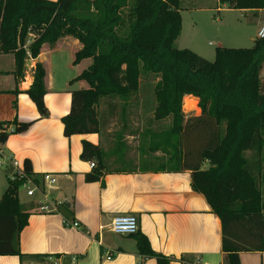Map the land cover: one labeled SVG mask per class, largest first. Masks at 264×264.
<instances>
[{
    "label": "trees",
    "instance_id": "1",
    "mask_svg": "<svg viewBox=\"0 0 264 264\" xmlns=\"http://www.w3.org/2000/svg\"><path fill=\"white\" fill-rule=\"evenodd\" d=\"M181 1L0 0V52L14 54L15 73L21 76L27 59L37 58L46 44L65 36L82 43L74 63L87 58L93 62L71 80H85L89 87L72 92L71 110L62 118L67 137L99 133L119 109L123 134L140 106L136 100L142 78L158 79L153 121H170L162 134L165 152L171 151L165 166L175 162L176 170L192 171L193 189L206 197L222 221L227 264H242V252L264 251V37L251 48L217 47L214 61L180 49ZM219 1L230 9L264 10V0ZM36 68L28 94L41 116L48 117L46 70L42 63ZM187 95L199 99L200 114H185ZM5 124L14 128L0 133V144L11 133L29 130L33 122L0 123ZM81 157L96 161L86 180H100L108 169L102 147L83 140ZM207 161L210 166L204 168ZM24 166L39 182L31 161ZM20 185L9 181L0 200V255L23 258L19 238L32 210L20 201ZM134 235L141 254L156 257L158 264H172L174 258L156 252L145 234Z\"/></svg>",
    "mask_w": 264,
    "mask_h": 264
},
{
    "label": "crops",
    "instance_id": "2",
    "mask_svg": "<svg viewBox=\"0 0 264 264\" xmlns=\"http://www.w3.org/2000/svg\"><path fill=\"white\" fill-rule=\"evenodd\" d=\"M207 7L195 9L206 10ZM217 11L229 12L231 9L221 3ZM237 11L241 14L253 12L260 25L259 31L264 26V20L259 19L264 10ZM194 21L192 18V23L198 25ZM259 31L252 39L254 43ZM181 36L176 46L184 49L182 43L178 45ZM192 43L186 48L204 57ZM82 47L73 36L62 37L52 45L46 44L37 58L27 59L21 76L15 73L14 54L0 52V123L12 125L15 119L33 122L26 132L11 133L0 148L23 164L27 159L31 161L47 197L45 202L53 210L51 213L40 210V201L44 200L41 191L36 192L32 201L22 203L32 210L28 225L19 238L24 257L0 255V264H158L156 257L140 253L136 235L112 231L111 222L118 215L137 216L139 232L148 237L156 252L173 257L172 264H227L222 221L206 197L193 189L192 171L165 166L169 158L164 161L163 157H155L159 150L152 152L153 157H146L141 151L131 157L126 140L140 138L138 127H133L134 124L140 126L139 122L131 120L124 134H111V145L104 137L103 129L94 134L65 136L62 118L71 110L72 92L89 87L85 80L71 83L93 62L87 58L74 63L76 53ZM37 63H42L46 70L48 117L41 116L28 94L35 84ZM263 72L264 66L261 75ZM185 98L197 101L196 114H200L199 99L192 95ZM116 124L121 126L120 122ZM83 140L100 145L106 152L108 169L98 181L86 180V175L94 169L91 162L96 161L82 159ZM126 164L131 166H124ZM209 166L208 161L204 163V168ZM5 173L7 169L0 167V200L8 187ZM47 174L57 178L55 184L44 181ZM48 188L54 195L53 200L49 199ZM66 219L78 221L81 227L67 226ZM240 256L242 264H264V251H244Z\"/></svg>",
    "mask_w": 264,
    "mask_h": 264
},
{
    "label": "rangeland",
    "instance_id": "3",
    "mask_svg": "<svg viewBox=\"0 0 264 264\" xmlns=\"http://www.w3.org/2000/svg\"><path fill=\"white\" fill-rule=\"evenodd\" d=\"M181 3L182 8H184L182 9V11L184 10V29L183 33H181L182 36L180 35L181 42H178V45L180 46V43H182L181 46H185L181 48H186L190 44H193V41L195 44L194 47L199 48V50L203 52L204 57H206L207 60L214 61L216 57V48L219 47L220 44H222L223 47L228 48H251L254 46V42L252 39L257 36L260 25L258 23V19H256L257 16L253 12L241 14L236 9H231V11L229 12L220 13L217 11L218 5H221V3H219V0H182ZM192 6H196L195 8L202 6L204 8L208 6V9L196 11V9ZM212 8L214 9L212 10ZM192 18H194V20L198 22V25L192 23ZM259 19L264 20V12L260 13ZM195 32L197 33L195 34ZM261 78H264V72L261 75ZM157 81L158 79L152 77L142 78L138 100H136V103L139 102L140 106L137 108L138 111H132L133 114L129 116L132 121L140 123V126H137L136 124L133 125L134 128L138 127L137 131L138 133L140 132V138L129 139L126 141L129 142V144L127 145H129L131 157H136L138 151H141L142 154H146V157H153L152 152H155V150H159L157 156L155 157H163L165 161V159H168L170 157L171 151L169 150L165 152V147L162 145V134L170 125V121H153V110L156 105L153 95V87ZM191 100L194 99L184 98L183 102L184 112L188 116L191 114H196L197 112L196 108L198 103L196 100V107H194L193 110H190ZM120 112L121 111L119 109V112L117 113L118 115L113 116V118L111 119L109 118L110 123L108 125V128H106L105 126L104 128H102L104 130L103 135L107 139L108 143L110 142L111 134L117 136L118 133L121 132L122 128H119L120 125L116 124L117 121L120 122L121 126L123 124L121 122L123 119L121 117V114H119ZM148 125H150L151 127L146 128ZM146 129H148L149 132H147ZM107 130H109L110 132H108ZM110 145L107 146L109 149H111ZM154 146H156V148ZM247 154V157L249 156V158H251L253 157L254 152H248ZM262 161L264 172V152ZM168 164L173 166L175 165V162ZM124 166L130 167L131 165L126 164ZM8 174V172L5 173L7 185L9 184ZM49 190L50 189L48 188L47 192L49 199L53 200L54 195H51ZM262 190L264 195V175L262 181ZM19 198L21 203H27L34 199L31 196L27 195V190L22 186L19 188ZM31 204L34 205V202H32Z\"/></svg>",
    "mask_w": 264,
    "mask_h": 264
},
{
    "label": "built area",
    "instance_id": "4",
    "mask_svg": "<svg viewBox=\"0 0 264 264\" xmlns=\"http://www.w3.org/2000/svg\"><path fill=\"white\" fill-rule=\"evenodd\" d=\"M258 37H264V26L260 29ZM13 126L0 125V133L2 132H11L13 131ZM0 167H4L7 169L8 178L11 182H20L23 188L27 190L28 196H35L37 191H41L44 194V200L40 201V210L45 213H51L53 210L50 208L49 204L45 201L47 197L45 193L41 190L39 182L35 181L31 176H29L25 170L24 164L14 156L7 155L0 148ZM91 167L95 168V162H91ZM44 181L49 182L50 184H55L57 178L52 174H47L44 176ZM67 226H72L76 228H80L81 224L78 221L70 222L66 220ZM111 229L116 234H136L140 229V223L137 216L134 215H118L115 216L111 222Z\"/></svg>",
    "mask_w": 264,
    "mask_h": 264
},
{
    "label": "bare ground",
    "instance_id": "5",
    "mask_svg": "<svg viewBox=\"0 0 264 264\" xmlns=\"http://www.w3.org/2000/svg\"><path fill=\"white\" fill-rule=\"evenodd\" d=\"M190 104H191L190 110H192L195 107V105H196V101L195 100H191Z\"/></svg>",
    "mask_w": 264,
    "mask_h": 264
}]
</instances>
